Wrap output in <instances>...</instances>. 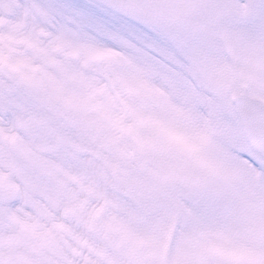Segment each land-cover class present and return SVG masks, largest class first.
Returning <instances> with one entry per match:
<instances>
[{
	"label": "snow or ice",
	"instance_id": "6c2138e0",
	"mask_svg": "<svg viewBox=\"0 0 264 264\" xmlns=\"http://www.w3.org/2000/svg\"><path fill=\"white\" fill-rule=\"evenodd\" d=\"M0 264H264V0H0Z\"/></svg>",
	"mask_w": 264,
	"mask_h": 264
}]
</instances>
